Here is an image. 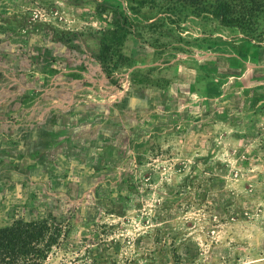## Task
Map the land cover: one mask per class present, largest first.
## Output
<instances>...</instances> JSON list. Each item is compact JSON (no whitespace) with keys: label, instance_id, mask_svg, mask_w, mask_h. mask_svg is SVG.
<instances>
[{"label":"rangeland","instance_id":"rangeland-1","mask_svg":"<svg viewBox=\"0 0 264 264\" xmlns=\"http://www.w3.org/2000/svg\"><path fill=\"white\" fill-rule=\"evenodd\" d=\"M220 1L0 0V209L66 221L38 264H264V0Z\"/></svg>","mask_w":264,"mask_h":264},{"label":"trees","instance_id":"trees-1","mask_svg":"<svg viewBox=\"0 0 264 264\" xmlns=\"http://www.w3.org/2000/svg\"><path fill=\"white\" fill-rule=\"evenodd\" d=\"M218 7L221 17H225L228 13L226 0L220 1ZM122 23L123 27L137 25L126 16H123ZM127 75L130 84L152 85L147 72L132 69ZM24 204L10 206V213L6 214V207L0 209V264H38L46 257L66 222L65 216H56L48 204L38 206L31 203L30 210H21Z\"/></svg>","mask_w":264,"mask_h":264},{"label":"crops","instance_id":"crops-1","mask_svg":"<svg viewBox=\"0 0 264 264\" xmlns=\"http://www.w3.org/2000/svg\"><path fill=\"white\" fill-rule=\"evenodd\" d=\"M11 205V204H10Z\"/></svg>","mask_w":264,"mask_h":264}]
</instances>
